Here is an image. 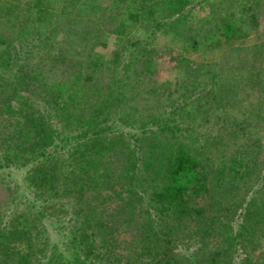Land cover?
<instances>
[{
	"label": "trees",
	"instance_id": "1",
	"mask_svg": "<svg viewBox=\"0 0 264 264\" xmlns=\"http://www.w3.org/2000/svg\"><path fill=\"white\" fill-rule=\"evenodd\" d=\"M81 1L32 0L31 21L0 29V168L30 165L26 179L37 199L21 204L13 178L0 175V264H264V254L252 256L264 212L248 195L254 184L245 183L249 148L227 147L235 132L242 146L253 140L250 121L232 119L231 110L247 111L246 105L251 119L264 116L259 101L245 100L261 78L253 54L262 43L233 46L221 61L205 64L185 50L214 35L261 37L264 0L235 6L229 0L209 23L178 27L181 49L170 57L129 37L113 49L119 77L93 48L107 46L112 34L155 32L170 15L157 11L160 0H91L109 14L113 29L90 18L79 35H45L56 33L58 17ZM129 47L132 57L124 62L121 52ZM203 67L211 87L190 100L181 80L195 86L194 71ZM132 109L140 132L125 134L114 124ZM49 110L72 117L80 132L62 135L54 122L45 124ZM185 117L200 128L217 125L218 133L184 135L176 121ZM224 120L232 127L226 132ZM58 136L60 150L35 141L50 144ZM71 138L83 140L60 154ZM219 143L223 154L213 146ZM46 219L56 222L63 247L52 244Z\"/></svg>",
	"mask_w": 264,
	"mask_h": 264
},
{
	"label": "rangeland",
	"instance_id": "2",
	"mask_svg": "<svg viewBox=\"0 0 264 264\" xmlns=\"http://www.w3.org/2000/svg\"><path fill=\"white\" fill-rule=\"evenodd\" d=\"M31 1L32 0H0V29L5 28L7 24L10 23H16L19 20H25V21H31L33 19V9L31 7ZM106 1V0H105ZM229 0H160L158 10L165 11L166 16L167 13L170 15V17H166L164 20L168 21V25L165 27L157 30V31H146V28L140 27L138 30H130L131 32H125L124 34H112L110 36V42L107 46L102 47L100 44H97L93 49L92 52L94 55H101L104 54L106 56V59L108 61L109 69L107 72L115 73L114 75L119 77V74L121 73L118 69H115V65L113 63L114 60V54L113 49L117 48V46H123L126 39L129 37H140L141 43L146 42V44L149 42L150 46L154 48V52H158L159 54L163 53V55L170 57L174 51L181 49V36L180 33H177L178 27L180 26H186L190 24H194L196 26L207 24L210 21H212L215 17L218 15H222L224 10V5ZM238 1V2H237ZM234 6L240 4L239 0L232 1ZM106 3V2H105ZM264 4V1L262 2ZM232 4V5H233ZM95 19L97 23L105 27L106 29H113L114 23L112 18L109 16V14H106L102 12L101 10H98L93 6L91 3V0H84L81 1L79 4L75 5V8L73 10L72 14L69 15H61L58 17L59 28L56 33L47 32L45 35L53 36L56 38H60L65 34H71L73 36L79 35V33L83 30L84 25L86 24V21L88 19ZM151 18V17H150ZM172 21H175V26L171 25ZM180 23V25H178ZM174 26V27H173ZM262 26L264 27V22H262ZM214 35V34H213ZM14 38V36L12 37ZM201 38V37H200ZM205 40L206 42H203ZM59 41V40H58ZM261 42L262 46L261 49H255V54H252L253 57L256 59L255 63L258 65L259 74L261 75L260 81H257L254 83V90L250 91L249 93H245V100L251 102L252 100H255V102L259 101V104L257 106H260V108H264V51L262 48L264 47V34L260 37L256 33L252 35H248L246 37H236L234 36L232 38H227L226 36L217 37L214 35L213 39H204L201 38L199 45L196 48H188L186 50V55L189 56L191 59H195L196 62H215L218 60H222L224 57L227 56V53L229 51V48L233 46L240 45V47H243L244 45H255V43ZM149 45V44H148ZM56 45H54L55 47ZM43 52L46 51V48H43L41 46L40 48ZM127 50L124 52H121L122 59H125L124 62H126L129 57L131 56V50H133V47L126 48ZM264 49V48H263ZM229 55V54H228ZM232 55V54H231ZM251 55V54H247ZM252 57V58H253ZM254 60V59H253ZM120 66H122L123 61H120ZM203 69V71H202ZM201 71H194L195 74V80L198 81V83L193 86L191 84L192 81H188V77L185 78L183 75V79L181 80L180 77H182V74L178 75V78L185 84L183 86L184 88H191V90L188 89L187 93L190 95L191 99L198 98L199 92H201L202 87L206 86L208 88L211 87V82L207 84L205 78H204V71L205 68L203 67ZM106 72V73H107ZM108 74V73H107ZM129 74H132L131 71L128 72L127 77L125 76V81H130L131 78L128 77ZM187 74V73H186ZM259 75V76H260ZM180 76V77H179ZM193 80V77H192ZM205 82V85L203 83ZM253 84V83H252ZM205 88V87H203ZM207 89V88H206ZM248 94H254L251 98V95ZM131 95V93H130ZM257 97H260L257 99ZM257 99V100H256ZM262 100V101H261ZM245 103V102H244ZM168 105V104H167ZM241 106L236 108L235 110H231L232 119L233 117H246L247 122L250 121L251 129L253 130L252 133V141L249 143L250 146H242L244 138L241 137V135L237 132L232 134V140L230 142L231 146H227L228 150L231 151V153L240 152V150H245V147L249 148L248 154L246 153V158L251 162L250 166L252 168L250 169V174L247 175L245 178L248 181H245V183L248 182V184H254V188L251 189V192L248 194L250 197H253L257 202L260 209L264 212V116H258L259 120L255 121L252 118L254 114H251V109L246 107L244 105L242 108L247 109V111H241ZM169 108V105H168ZM259 108V107H258ZM259 108V109H260ZM261 110V109H260ZM44 112V108L42 109ZM46 112V111H45ZM50 114H47V119H45V124H48L49 122H54L55 125L59 126V132L62 135H76L78 132V123H73L72 117H69L68 115L63 114L61 112L60 114L58 111L54 114L52 110H49ZM128 113L130 115L127 119L121 121L116 120V123L114 124V127L118 130L123 131L125 134L128 132H140V121L137 119H134L131 115H136L134 109H132ZM246 113L245 115L243 114ZM10 115V112H8ZM53 113V114H52ZM135 113V114H134ZM127 114V112H126ZM125 114V115H126ZM264 114V111H262V115ZM3 113L0 112V120L3 118ZM127 115V116H128ZM8 116V115H7ZM226 116V114H224ZM126 117V116H125ZM189 117V116H188ZM188 117H185L184 120L178 119L176 121V126L180 129H182L181 133L184 131V135L188 134V131L195 132L202 129L204 134L205 132L208 133L209 129L216 130L215 133H218V126H205L204 128H200V126L196 123V121H188ZM239 120V119H238ZM225 121V120H224ZM64 123V125H62ZM71 123V124H70ZM255 123H257V129H255ZM249 124V123H248ZM233 125V124H232ZM224 126H226V131H229L232 127L231 125H227L226 121ZM96 128H99L97 126ZM180 132L178 134H181ZM61 137L58 136V138H53L52 143H44L42 140H38L35 138V141L37 143V146H43L46 147L47 150L50 148L52 151H54V148L57 150H60V148L55 147L56 144L60 142ZM83 139H77V138H71L68 143L65 145L66 147L63 148V151L60 152V154L68 155V150H72L73 146H76L78 141H81ZM42 141V142H41ZM62 142V141H61ZM61 146V145H60ZM139 146V145H138ZM213 146H219L217 147V153L223 154L219 145H213ZM247 152V151H246ZM30 165H22V166H14V167H8L0 168V175L2 177V174L4 173V178L12 179L15 181V183L18 185L19 188V197L27 201H30L32 203H37V199L35 198V194L32 191V187L29 186V183L27 181V172ZM7 173V174H6ZM5 181V180H4ZM48 232L51 237L52 244H58L60 247H63L62 241H61V234L60 231H58V227L56 222H53L52 220L46 219L45 220ZM260 232L258 233V246L257 249L252 251V256H256L261 254L263 257L264 254V227L261 228ZM57 254L58 251H56Z\"/></svg>",
	"mask_w": 264,
	"mask_h": 264
}]
</instances>
